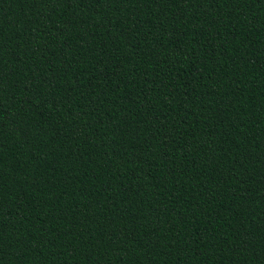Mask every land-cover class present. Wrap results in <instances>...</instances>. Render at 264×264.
<instances>
[{"label": "trees", "instance_id": "16d2710c", "mask_svg": "<svg viewBox=\"0 0 264 264\" xmlns=\"http://www.w3.org/2000/svg\"><path fill=\"white\" fill-rule=\"evenodd\" d=\"M0 264H264V0H0Z\"/></svg>", "mask_w": 264, "mask_h": 264}]
</instances>
